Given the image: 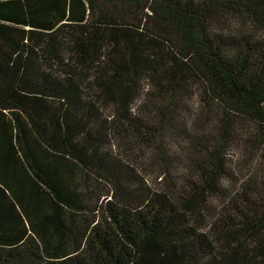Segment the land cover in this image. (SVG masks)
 <instances>
[{
  "label": "trees",
  "instance_id": "16d2710c",
  "mask_svg": "<svg viewBox=\"0 0 264 264\" xmlns=\"http://www.w3.org/2000/svg\"><path fill=\"white\" fill-rule=\"evenodd\" d=\"M0 264H264V0H0Z\"/></svg>",
  "mask_w": 264,
  "mask_h": 264
}]
</instances>
